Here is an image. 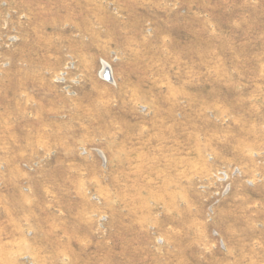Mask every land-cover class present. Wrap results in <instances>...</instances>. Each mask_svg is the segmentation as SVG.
Returning a JSON list of instances; mask_svg holds the SVG:
<instances>
[{
    "label": "rangeland",
    "instance_id": "374dc122",
    "mask_svg": "<svg viewBox=\"0 0 264 264\" xmlns=\"http://www.w3.org/2000/svg\"><path fill=\"white\" fill-rule=\"evenodd\" d=\"M0 264H264V0H0Z\"/></svg>",
    "mask_w": 264,
    "mask_h": 264
},
{
    "label": "bare ground",
    "instance_id": "6f19581e",
    "mask_svg": "<svg viewBox=\"0 0 264 264\" xmlns=\"http://www.w3.org/2000/svg\"><path fill=\"white\" fill-rule=\"evenodd\" d=\"M109 69V68H108ZM107 71H105V69L102 71V75L106 74ZM109 75V72L107 73Z\"/></svg>",
    "mask_w": 264,
    "mask_h": 264
},
{
    "label": "water",
    "instance_id": "95a60500",
    "mask_svg": "<svg viewBox=\"0 0 264 264\" xmlns=\"http://www.w3.org/2000/svg\"><path fill=\"white\" fill-rule=\"evenodd\" d=\"M104 76H105V77H108L109 75L106 73V74H104Z\"/></svg>",
    "mask_w": 264,
    "mask_h": 264
}]
</instances>
